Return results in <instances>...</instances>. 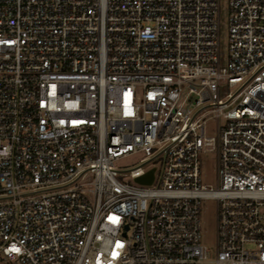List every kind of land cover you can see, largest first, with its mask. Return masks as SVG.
<instances>
[{
	"label": "built area",
	"instance_id": "obj_1",
	"mask_svg": "<svg viewBox=\"0 0 264 264\" xmlns=\"http://www.w3.org/2000/svg\"><path fill=\"white\" fill-rule=\"evenodd\" d=\"M229 8L224 66L220 0H0V264H264V0Z\"/></svg>",
	"mask_w": 264,
	"mask_h": 264
},
{
	"label": "rangeland",
	"instance_id": "obj_2",
	"mask_svg": "<svg viewBox=\"0 0 264 264\" xmlns=\"http://www.w3.org/2000/svg\"><path fill=\"white\" fill-rule=\"evenodd\" d=\"M230 0H220V51L221 61L225 66L228 62V34H229V8ZM228 88L223 86L221 96L226 97ZM207 137H216V122L210 121L206 130ZM141 156H132L122 159L117 163L119 169H129L141 162ZM217 178V157L216 154L207 150L201 154V185L206 189H216ZM201 227L202 244L214 257L216 254L217 242V201L213 198H204L201 201Z\"/></svg>",
	"mask_w": 264,
	"mask_h": 264
},
{
	"label": "water",
	"instance_id": "obj_3",
	"mask_svg": "<svg viewBox=\"0 0 264 264\" xmlns=\"http://www.w3.org/2000/svg\"><path fill=\"white\" fill-rule=\"evenodd\" d=\"M154 171H151L148 175L137 180L138 183L150 184L153 181Z\"/></svg>",
	"mask_w": 264,
	"mask_h": 264
}]
</instances>
